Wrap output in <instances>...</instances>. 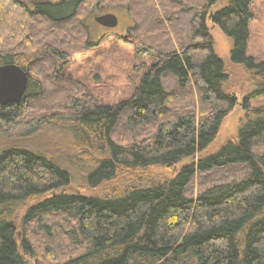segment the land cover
<instances>
[{
    "label": "trees",
    "instance_id": "obj_1",
    "mask_svg": "<svg viewBox=\"0 0 264 264\" xmlns=\"http://www.w3.org/2000/svg\"><path fill=\"white\" fill-rule=\"evenodd\" d=\"M117 1L129 4L136 51L151 63L110 103L62 68L76 37L99 44L81 13ZM216 2L0 0V65L29 74L22 99L0 104V132L21 138L0 151V264H30L41 248L50 264H264V106L250 100L264 94V59L246 53L252 0ZM208 17L254 86L242 101L226 87ZM238 104L247 121L207 153ZM45 129L62 136L55 147L32 143ZM113 181V194L86 193ZM73 182L79 191L66 189Z\"/></svg>",
    "mask_w": 264,
    "mask_h": 264
},
{
    "label": "rangeland",
    "instance_id": "obj_2",
    "mask_svg": "<svg viewBox=\"0 0 264 264\" xmlns=\"http://www.w3.org/2000/svg\"><path fill=\"white\" fill-rule=\"evenodd\" d=\"M227 1L217 0L212 9L225 5ZM250 6L254 16L249 23L250 30L246 53L259 62L264 59V0H252ZM106 12L117 15L118 24L116 26L108 27L96 21V16ZM79 21L87 28L88 37L99 44L92 48L85 47V36L81 37L80 40L76 37L79 41L72 40L76 44L70 53L71 56L64 62L62 72L70 76L73 81L82 83L86 90L99 101L115 103L128 97L133 92L134 86L144 69L151 63L150 58L141 56L136 51V46L140 40H135L137 24L133 14L129 11V4L126 1H117L113 5L108 4L103 7H99L95 3L89 4L86 10L81 13ZM168 23L165 22L168 30H170ZM207 23L214 38L215 52L224 59L229 73L226 87L237 95L239 101H242L254 92V86L243 68V63L236 62L232 58L233 40L225 33L220 24L210 17H208ZM30 72L32 77L47 83L42 72H38L35 68L31 69ZM250 100L253 108L264 106V94L253 95ZM246 121V109L238 104L225 117L216 139L209 144L206 152H214L220 149L229 138L237 135L239 128ZM20 139L6 136L0 132V151L5 146L18 142ZM56 139H62V136L48 129L31 136L34 145L44 148H48V145L55 147ZM151 170L153 173H163L167 176L174 173L171 169L160 167ZM118 188L117 182L113 181L104 183L86 193L113 194ZM197 188L198 185L195 184L194 190L197 191ZM66 189L71 192L79 191L80 186L77 182H73ZM18 214L21 217L23 213ZM42 251L41 248L35 254L28 256L30 264H50Z\"/></svg>",
    "mask_w": 264,
    "mask_h": 264
},
{
    "label": "water",
    "instance_id": "obj_3",
    "mask_svg": "<svg viewBox=\"0 0 264 264\" xmlns=\"http://www.w3.org/2000/svg\"><path fill=\"white\" fill-rule=\"evenodd\" d=\"M100 24L114 27L118 24L116 14L106 12L96 16ZM29 74L22 66L16 63L0 65V104L18 102L25 95L28 87Z\"/></svg>",
    "mask_w": 264,
    "mask_h": 264
}]
</instances>
